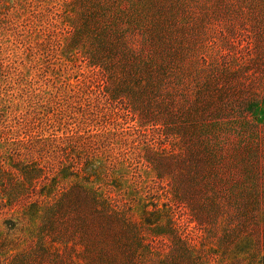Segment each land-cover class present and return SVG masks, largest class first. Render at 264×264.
Wrapping results in <instances>:
<instances>
[{
	"label": "rangeland",
	"instance_id": "374dc122",
	"mask_svg": "<svg viewBox=\"0 0 264 264\" xmlns=\"http://www.w3.org/2000/svg\"><path fill=\"white\" fill-rule=\"evenodd\" d=\"M0 264H264V0H0Z\"/></svg>",
	"mask_w": 264,
	"mask_h": 264
}]
</instances>
